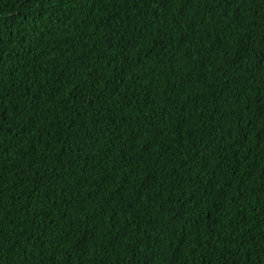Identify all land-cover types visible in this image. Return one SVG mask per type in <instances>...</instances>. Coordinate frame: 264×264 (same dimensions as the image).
Masks as SVG:
<instances>
[{
  "label": "trees",
  "instance_id": "1",
  "mask_svg": "<svg viewBox=\"0 0 264 264\" xmlns=\"http://www.w3.org/2000/svg\"><path fill=\"white\" fill-rule=\"evenodd\" d=\"M0 264H264V0H0Z\"/></svg>",
  "mask_w": 264,
  "mask_h": 264
}]
</instances>
